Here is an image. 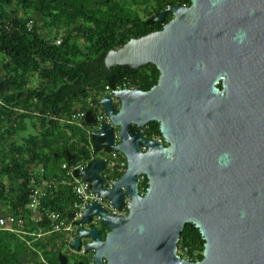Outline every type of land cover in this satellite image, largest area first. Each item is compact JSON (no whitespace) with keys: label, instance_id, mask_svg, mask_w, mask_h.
Listing matches in <instances>:
<instances>
[{"label":"water","instance_id":"1","mask_svg":"<svg viewBox=\"0 0 264 264\" xmlns=\"http://www.w3.org/2000/svg\"><path fill=\"white\" fill-rule=\"evenodd\" d=\"M167 12L173 18L161 30L133 37L105 58L109 68L153 63L160 71L149 90H113L118 110L109 93L99 101L113 125L92 131L95 148L122 151L126 172L112 188L103 187L104 159L81 172L116 207L128 196V213L87 205L73 222L100 213L109 230L103 236L81 227L71 245L79 249L90 237L94 264H264V0L174 3L156 21ZM85 121L97 123L92 110ZM150 121L160 122L168 147L132 132ZM187 223L205 241L201 260L178 253ZM58 259L69 264L64 252Z\"/></svg>","mask_w":264,"mask_h":264},{"label":"trees","instance_id":"2","mask_svg":"<svg viewBox=\"0 0 264 264\" xmlns=\"http://www.w3.org/2000/svg\"><path fill=\"white\" fill-rule=\"evenodd\" d=\"M161 1L0 0V217L21 215L27 229L40 230L28 208L30 180L40 167L45 179L72 178L62 168L78 158L66 118L91 90L99 94L106 85L149 88L158 82L160 71L153 63L109 68L105 58L111 49L146 32L140 30V12L151 7L158 13L166 4ZM152 20L154 28L162 27ZM34 78L37 85L32 86ZM74 201L71 186L61 184L43 205L64 213ZM204 243L200 230L187 223L180 254L201 260ZM39 245L43 248L42 239ZM0 264L45 263L22 237L0 230ZM54 264H60L57 257Z\"/></svg>","mask_w":264,"mask_h":264},{"label":"built area","instance_id":"3","mask_svg":"<svg viewBox=\"0 0 264 264\" xmlns=\"http://www.w3.org/2000/svg\"><path fill=\"white\" fill-rule=\"evenodd\" d=\"M30 27L32 26V22L28 24ZM127 86L126 84L119 86L117 88H112L110 85L105 86V91H109V94L113 95V90L121 89ZM134 88V87H133ZM101 92V93H102ZM94 93H96L94 91ZM108 94V93H107ZM106 95V94H105ZM103 97V96H102ZM118 101V99H117ZM119 103V101H118ZM92 110V109H90ZM87 111L83 108V105L80 104V106L77 108L76 112L72 113L70 117L66 118V121L69 123H73L76 121V119H84L86 118ZM93 111V110H92ZM94 113V111H93ZM105 114L108 116V112L105 109ZM94 116L99 122L100 119L104 118V115L102 113H99L98 115L94 113ZM110 119V118H109ZM106 123V122H104ZM112 124V122H107ZM97 124V123H96ZM102 125V124H101ZM113 125V124H112ZM115 127V126H114ZM119 133L116 130L115 131V142H119ZM93 141V139H92ZM94 148L95 144L93 142ZM96 149V148H95ZM98 151H103V149H96ZM113 158H116L117 161L110 162V160L106 157H101L100 159H104L105 161V167L100 172L102 176L106 178L105 183L103 184V187L105 188H112L114 186L113 181L119 179L127 170L128 167V159L126 155L120 151L111 149ZM94 159H98L95 156H89L87 160H76L74 163L69 164L67 162H64L62 164V168L66 171L67 176H71V179H45L43 177L44 169L41 168V173H37L36 176L30 180V202L28 204V208L33 212V224L39 225L40 230L39 231H31L27 229L26 226V220L21 215H15V214H7L0 217V230L2 231H8L14 234L19 235L24 239L29 246H31L34 249L37 248L36 244L38 241L44 237H47L48 235H51L52 233H61L63 231H69L72 229L69 225H64L65 220L64 218H68L71 220L73 224L77 225L78 231L81 227H86L87 229H92L93 227H96V224L98 222H102V215L100 213H96L91 216V219L88 222H79L74 223V220H80L83 219V216L85 214V208L87 205L93 204L97 202L100 206L108 210L109 213L112 214H119V213H128L129 208V198L126 196V202L122 206V208L116 207L110 199L107 197L101 196L97 191L89 188V185L92 184L91 180H85L82 177L81 172L84 168L88 167L89 163L93 162ZM108 167L110 168H116V172L120 173V176L114 177L112 174L108 173ZM78 169V175L74 174V170ZM61 184H68L71 186L73 194L75 196V201L73 202V207L67 208L65 212L60 211H54L50 208H47L43 205V200L49 196V194L57 189V187ZM108 199L110 201V204H107L105 200ZM44 209L43 211L41 210ZM78 235V234H77ZM76 235V236H77ZM33 236V238H31ZM75 236V237H76ZM74 237V238H75ZM74 238L68 239V242L71 243ZM84 238V237H83ZM82 238V239H83ZM90 238V237H89ZM90 241V239H89ZM72 246V245H71ZM73 247V246H72ZM72 251L79 252V253H90V251L82 250V245L79 249L72 248ZM94 253V250H92ZM40 253V259L43 263L48 264L47 259L44 255V252L39 251Z\"/></svg>","mask_w":264,"mask_h":264},{"label":"rangeland","instance_id":"4","mask_svg":"<svg viewBox=\"0 0 264 264\" xmlns=\"http://www.w3.org/2000/svg\"><path fill=\"white\" fill-rule=\"evenodd\" d=\"M181 2L183 0H180ZM37 85V79L34 78L32 82V86ZM109 93V91H105L102 93H94L93 90L90 91L89 96L86 99H82L80 104L83 105V108L85 110H90L92 109L94 113L97 115L99 113H102L104 115L103 119H100L97 124H88L84 119H76L75 122L71 123L70 126L73 127V129L69 130V136H70V141L73 143L76 142L77 145V153H78V158L77 160H87L89 156H95L97 158L101 157H106L110 160V162H115L117 161L116 158H113L112 156V151H98L94 148L93 141H92V131L95 128H99L103 122H111L108 116L105 114V108L103 105L100 104V99L102 96L105 94ZM96 100V101H95ZM114 103L116 107L119 109L120 108V103H118L117 98H113ZM69 125V124H68ZM30 126V132H33V128L31 125ZM118 129V128H117ZM118 131V130H117ZM64 160H66L64 158ZM41 168L37 169V173H41ZM108 173L112 174L114 177L120 176V173L116 172V168H110L108 167L107 170ZM107 204H110V201L108 199L105 200ZM69 207H73V203L70 204ZM65 220L64 225H69L72 227L71 230L69 231H63L61 233H52L51 235H48L47 237L42 238V245L43 248L40 247L39 245V251L44 252V255L47 259L48 264H54L55 258L59 257L60 252H64L69 255L70 257V263H72V259L75 258L76 256H79L80 258H85L88 261V264H94L92 260L93 256V251H90V253H79L72 251V246L71 243L68 242V239L74 238L78 234V228L76 224H73L70 219L64 218ZM96 227L102 232V234L106 235L108 232V227L104 225L103 222H98L96 224ZM89 237H84L82 239V250L86 249V243L89 241ZM59 260V259H58Z\"/></svg>","mask_w":264,"mask_h":264},{"label":"flooded vegetation","instance_id":"5","mask_svg":"<svg viewBox=\"0 0 264 264\" xmlns=\"http://www.w3.org/2000/svg\"><path fill=\"white\" fill-rule=\"evenodd\" d=\"M163 1L166 2V4L163 7L160 8V10H159L158 13L155 12L151 7L150 8H147L145 10H142L140 12V15L142 17V24H141V27H140L141 29L140 30L146 31L143 35H146V34L151 33L153 31L161 30L164 27V25L173 18V14L171 12H167L166 15H165V19L162 22L156 21V17L158 16V14L160 13V11L162 9H164V8L168 7L169 5L174 4V3H179V4H182V5H185V6H190L191 5V0H183L182 2H169V0H162L161 2H163ZM168 14H172V17L169 20H166ZM152 18L154 19V21L161 23L162 24V27L161 28H154V24H153ZM143 35H140V36H143ZM157 83H155L154 85H156ZM154 85H152L149 88H143V87H138V86H125V87H131V88L134 87V88H140L142 90H149ZM218 85H219L220 88H222V85L221 84H218ZM116 109L118 110L117 107H116ZM135 131H141V132H143L145 134L146 137H149L151 139L160 140L165 147H168L170 145L167 142V140L164 138V136H163V134L161 132V129H160V122H158V121H150L145 126L140 127V128H138L135 125H133L132 132L134 133ZM148 132H149V134H148ZM92 139H94L93 141H95L96 140V137L95 136H92ZM100 141L102 143H104L105 142V137H101L100 138ZM95 145H96V143H95ZM104 149H105V151H110L111 150L107 146H105ZM141 179H148V178L143 175L141 177ZM141 182H140V184H141ZM178 253L180 254V251L179 250H178ZM182 257H184V256H182ZM184 258H186V257H184ZM186 259H188V258H186ZM195 261H197V260H195ZM72 263L73 264H85V258H83V257L80 258L79 256H76L75 258L72 259ZM69 264H71L70 263V257H69Z\"/></svg>","mask_w":264,"mask_h":264}]
</instances>
